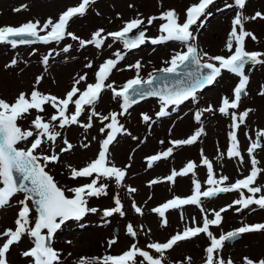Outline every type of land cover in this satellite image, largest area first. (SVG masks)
Listing matches in <instances>:
<instances>
[{"label":"rangeland","instance_id":"obj_1","mask_svg":"<svg viewBox=\"0 0 264 264\" xmlns=\"http://www.w3.org/2000/svg\"><path fill=\"white\" fill-rule=\"evenodd\" d=\"M81 0H0V26H19L28 21H40L43 25L48 18L58 19L59 15L68 7L78 6ZM198 0H94L82 16L70 20L67 31L76 36L88 40L98 29H103L102 37H106L101 47L86 45L81 47L78 41L65 36L59 42L49 43L35 42L33 44L17 45L13 48L8 43H0V99L8 103L14 102L21 92L30 95L35 87L43 94L55 95L63 98L71 89L75 80L81 75H86V80L77 85L84 90L88 83H95L96 72L99 66L108 59H115L118 51L122 55L115 68L111 71L105 83H111L116 89L129 79L136 77L134 65L140 61L139 76L146 80L159 69L168 67L166 63L177 52H186L188 44L196 46L201 62L209 61L210 56H225L231 54L226 48L229 33L233 27L232 20L237 12L247 17H252L256 12L262 14L256 19H248L243 22L246 31L251 32L256 39L246 37L244 49L248 52L264 53V0H246L243 8L235 5L234 0H214V3L206 10L190 31L195 39L189 42H177L175 40L152 44L146 41L137 48L127 50L119 40L114 41L107 37L108 32H115L123 27L126 21L140 18L145 21L142 26L146 28V36L155 38L161 35L159 26L164 21L157 18L151 25L146 23L149 17H159L167 10L177 13L179 22L186 18V9L197 3ZM226 5H231L228 7ZM19 9V11H16ZM207 13H210L207 14ZM50 30V29H49ZM134 30L133 32H136ZM239 31V27L237 28ZM41 32L40 35H45ZM235 49V42H233ZM71 45L67 52L65 46ZM35 50V51H34ZM207 53V56L203 54ZM47 56V63L43 58ZM13 58L17 59L15 65H11ZM264 59V56L260 57ZM91 63V67H87ZM217 63V62H213ZM10 65V66H9ZM249 76L246 85V95L240 100L236 109H229L228 114L218 111L222 98H234V88L239 77L227 70H222L216 83L197 91L195 98H189L180 105H169L164 110L166 115L158 116L161 111L162 101L159 96H150L132 104L123 115L121 105L122 98L114 97L110 89L105 88L94 106H85V111L78 118L80 124L59 127V122H52L55 130L61 135L55 142H45L37 154L59 156L57 162L47 164L45 170L53 177L54 182L65 191L66 195L72 193L68 189L89 183L91 178H76L70 176L72 168L84 167L94 160L100 150L101 142L106 138L108 129L101 132L100 129L110 121H102L99 116L92 118V126L85 129L82 125L88 122V116L93 111L101 116L117 113L120 125L126 131L116 135L115 140L108 146V160L111 164L125 170L126 175L118 185L114 178H101L100 182L107 185L106 195L89 197L87 206L97 208L96 213H86L78 222L68 221L54 234L51 246L59 253L58 264H77L81 257L102 258L105 255L117 256L136 244L139 248L149 251L154 257H159L154 249H148L152 242H166L173 234L182 232L185 227H197L203 224V215L200 207L185 205L180 209L166 211L167 225L162 226V218L151 211L152 208L172 199L174 196L187 197L193 192V179L201 184V190L209 187L207 180V166L202 164V159L207 158L213 167L214 176H227L225 185H230L238 179L249 175L251 170V156L247 149L254 142L257 132L264 130V64H248L244 68ZM37 77H42L39 84ZM211 111H204L209 106ZM74 105H69V114L74 111ZM251 110L243 123L237 119L238 127L235 129L238 148L243 157L229 158L227 149L230 146L229 133L232 129L231 113H236L237 118L241 112ZM50 105L44 106L43 112L31 110L23 118L18 119L17 124L21 129L35 131L32 120L41 115L45 121L55 113ZM201 113L200 120L195 119V114ZM142 114L150 117L145 121ZM197 131L201 134L190 145L173 146L175 140H184L194 135ZM20 141L18 148H27L32 139ZM65 139L72 144V148L66 152L61 149L66 147ZM262 145L256 148L253 156L258 161L257 167L264 170V137L260 138ZM87 144V147L83 145ZM173 148L167 158L154 161L149 167L147 157L163 153L168 148ZM195 164L194 172L177 176L174 182L164 179L173 170L180 171L188 162ZM43 163V161H41ZM150 181H158L150 184ZM264 186V172L258 174L254 185ZM134 188L135 192L129 189ZM245 196L253 195L247 189H241ZM264 195V189L255 194L256 197ZM121 200L124 216L113 214L111 217H103V210L114 207V197ZM240 197L239 191L221 193L211 199H203V208L208 218L213 217V210H219L231 204ZM25 199L24 193L15 194L9 205L0 207V232L6 229H15V221L21 205L18 203ZM31 208L30 226L34 225L38 214ZM133 203L140 207L141 213H137ZM236 205L222 213V223L219 226L210 225L209 230L217 238L221 233L235 230L244 224L264 223V209L256 205L250 206L240 212L236 211ZM183 214L184 219H181ZM195 218V223H193ZM131 223L135 237L129 238L126 226ZM117 229V233L115 232ZM46 232V230H43ZM6 237H0V245ZM116 239V243L109 245V241ZM210 245L209 237L198 234L182 242H178L172 249L165 250L161 258V264H204L206 259L205 249ZM33 247V239L24 234L18 243L10 246L6 253L7 264H32L31 258L21 255L25 250ZM217 254L214 253V257ZM191 258L190 261L186 258ZM244 257L253 261L264 259V230L243 233L242 237L234 243L225 242L218 254V258L232 264H244ZM137 257V264L142 260ZM98 264V262H94ZM146 264V262H145Z\"/></svg>","mask_w":264,"mask_h":264},{"label":"snow or ice","instance_id":"obj_2","mask_svg":"<svg viewBox=\"0 0 264 264\" xmlns=\"http://www.w3.org/2000/svg\"><path fill=\"white\" fill-rule=\"evenodd\" d=\"M92 3H94V0H81L78 6L68 7L59 15L58 19L53 20L52 18H48L44 21L43 25H41L40 21L36 20L25 22L19 26H0V43H8L15 48L17 45L33 44L36 41L43 43L51 41L59 42L67 36L72 40L78 41L81 47L95 45L99 48L106 38L101 35L104 32L103 29L95 31L88 40L67 31L70 20L84 15L88 6ZM213 3L214 0H198L197 3L190 5L186 9V18L182 23L179 22L177 13L174 10L164 11L159 17L153 16L147 18L146 23L148 25H151L157 18L164 21L159 26L161 35L155 38L146 36L147 29L142 27L145 21L140 18L126 21L120 30L108 32L106 35L114 41H121L127 50L137 48L149 40L152 44H159L169 40H179L187 43L195 39L190 31L191 26L196 24L202 15L206 14V10ZM234 3L238 7L243 8L246 0H234ZM226 6L231 7V5ZM16 11H19V9H16ZM207 14L210 15V13ZM261 16L260 12H256L252 17H247L237 12L235 18L232 20L233 27L226 43V48L231 54L227 57L219 55L208 57L209 61L217 63H201V58L197 53L196 47L190 43L186 52H177L173 55L166 62L169 66L159 69L160 72L176 73L186 62L195 65V68L186 73V80L177 81V87L166 86L163 89L144 88L143 85L151 86L154 78H152L151 74L147 80L140 78V61H137L134 65H128L129 68L136 69L137 75L125 82L122 87L116 89L113 84H106L105 81L108 79L111 71L119 60L123 58L118 51L114 54L115 59H108L99 66L95 74V83L87 84L82 91L77 85L81 81L86 80V75H81L79 79L75 80L73 86L63 98L51 94H43L34 87L30 95L21 92L12 103L0 99V207L9 205L11 198L15 194H25V199L18 202L21 207L15 221V229H6L0 232V237H6L2 245H0V264H7L6 253L10 250V246L21 240L24 234L33 239V247L23 251L21 253L23 257L31 258L32 264H58L60 260L59 253L51 246L53 234L65 221L72 218L79 220L86 213H96L98 211L95 207H88L87 202L89 197H99L107 194V185L100 182L101 178H114L119 185L126 175L124 169L111 164L108 160V146L115 140L118 133L126 130L123 125L119 124L117 113L113 112L107 116H101L93 109L88 116V122L82 126L85 129L90 128L92 126V118L99 116L102 121H110L100 129L102 133L105 132V129H108V132L106 138L101 142L100 150L94 160L79 169L70 166V176L72 179L84 177L91 178V180L89 183L68 189L67 191L72 193V195H66L65 191L57 186L53 177L45 170L47 164L57 162L59 156L55 153L50 155L37 154L45 142H55L57 137L61 135L60 132L55 130L52 122L58 121L60 128H64L67 125L80 124L78 118L85 111V106H94L105 88L110 89L114 97L122 98L123 103L121 107L123 111L120 115H123L132 104L137 102V97L143 99L147 96H159L162 101V107L157 115L164 116L166 115L164 109L167 106L180 105L189 98L194 99L197 90L203 88L205 85L212 84L221 75L222 70H227L239 77V81L233 90L234 98L231 100L227 97L222 98L218 109L220 113L228 114L229 109H236L238 107L241 96L247 94L246 85L249 81V76L245 74V65L248 63L252 65L264 64V59H260V57L264 56V53L248 52L244 49L245 38L251 37L252 39H256V37L244 29L243 22ZM238 27L239 31H237ZM134 30H137L136 34L129 37V34L133 33ZM41 32H46V34L40 35ZM233 42H235L234 51H232L234 47ZM70 47L71 45L65 46L63 51L67 52ZM203 55L207 56L208 54L204 53ZM47 61L48 57L45 56L43 62L47 63ZM16 63L17 59L13 58L11 65H15ZM86 66L91 67L92 65L89 63ZM201 69H206L207 71H201ZM41 79L42 77H37L36 83L39 84ZM260 94L264 95V90ZM46 104H50L56 110L50 117V120L45 121L41 115H37L32 120L35 131L32 129H21L18 126V119L23 118L25 114H29L31 110L43 112ZM69 105H74L75 109L70 114ZM211 110V105L207 109H204V111ZM249 111L251 110L241 112L238 118L236 113H231L233 131L229 133L231 141L227 149V156L229 158L240 157L241 161H243L238 148L235 129L238 127L237 119L240 123H243ZM200 117L201 113L197 112L195 119L199 121ZM142 118L145 121L150 119L146 114H142ZM200 134L201 132L197 131L187 139L175 140L171 143L173 146L190 145L197 140ZM30 137L34 138L29 147L23 149L17 147L20 141H27ZM257 137L258 139L252 142L247 149L249 155L252 157V167L249 175L245 178L238 179L230 185H225L224 182L228 181L229 178L227 176H220L217 179L214 176L211 162L207 158H203L202 164L207 166L208 173L205 183L209 187L206 190L202 191L200 182L193 179V192L191 195L184 198L174 196L172 199L151 209L153 213L158 214L162 218V226H166L168 223L165 213L169 209H180L185 205H195L200 207L201 213L204 214L202 226L185 227L182 232L173 234L166 242L149 243L147 248L154 249L156 253L160 254L159 257H154L149 251L143 250L136 244H133L120 255H105L102 258L81 257L77 261V264H94V262H98V264H137V257L143 258L139 261V264H145V262L146 264H161V258L164 256L165 250L172 249L178 242L196 237L201 233L206 234L210 239V245L205 249L206 259L204 264H232L231 260L225 262L223 259L218 258V254L225 245V242L235 239L242 233L264 230V223L244 224L235 230L221 233L218 238L209 230V226H219L222 223V213L232 208L233 205L238 206L236 207L237 212L248 209L252 205L264 209V195L255 196V194L260 193L264 189V186H252L258 174L264 172V170L257 167L258 161L252 155L254 150L261 146L259 138L264 137V130L258 131ZM64 143L66 147L62 148L61 152H66L73 147L66 139ZM83 146L87 147L88 145L85 144ZM172 151L173 148L170 147L163 153L147 157L149 167L152 166L154 161L167 158ZM194 168L195 164L190 161L183 169L180 171L173 170L164 179L174 182L175 177L193 173ZM157 182L150 181L149 183ZM241 189H247L248 193L253 195L245 196ZM129 191L135 192L136 190L130 188ZM231 191H239L240 197L219 210H213L212 214L214 218H208L206 210L202 206L203 199H211L221 193ZM33 198H35L34 204L36 205L38 216L35 219L34 225L30 226L31 208L26 201L33 200ZM114 205V207L103 210V217H111L113 214L125 215L118 196L114 197ZM133 207L137 213L142 214L141 208L136 206L135 203H133ZM181 219H184L183 214L181 215ZM195 222V218H193V223ZM43 230H46V232ZM126 232L132 237L137 235L131 223L126 226ZM114 243H116V239L109 241L110 246ZM214 253L217 254L216 257H214ZM186 259L190 261L191 258ZM244 264H264V259L253 261L248 257H244Z\"/></svg>","mask_w":264,"mask_h":264},{"label":"water","instance_id":"obj_3","mask_svg":"<svg viewBox=\"0 0 264 264\" xmlns=\"http://www.w3.org/2000/svg\"><path fill=\"white\" fill-rule=\"evenodd\" d=\"M193 68H195V65H191L190 63H187L183 66H181L176 73H164V72H158V73H155L153 75L152 78H154V82L151 86L149 85H143V87H146V88H153V89H163L165 88L166 86L167 87H177L178 84H177V81H182V80H186L187 79V76H186V73L188 71H191ZM201 71H207L206 69H201ZM209 85H205L203 88L207 87ZM203 88H200V89H203ZM244 95H242L241 97H243ZM140 99L139 97H137V100ZM261 144V142H260ZM34 199L33 200H30V202L32 203L34 209L37 211V208H36V205L34 204ZM238 238V237H236ZM235 238V239H236ZM233 239V240H235Z\"/></svg>","mask_w":264,"mask_h":264}]
</instances>
